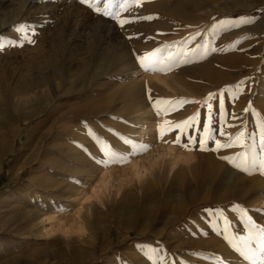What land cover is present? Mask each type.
<instances>
[{"label": "rangeland", "instance_id": "374dc122", "mask_svg": "<svg viewBox=\"0 0 264 264\" xmlns=\"http://www.w3.org/2000/svg\"><path fill=\"white\" fill-rule=\"evenodd\" d=\"M261 9H264V0H146L125 15L155 14L158 18L135 21L121 29L78 0H0V42L16 39L18 24L36 28L34 44L6 45L0 50V104L7 106L12 115V129H19L20 134L9 138L8 146L14 147L11 152L7 147L0 157V194L11 196L8 202L0 199V264H76L72 254L85 252L81 264H151L137 245L163 247L176 264H216L214 259L204 257L217 256L224 264H245L224 239L223 221L209 216L208 221L201 222L198 217L203 211L208 214L206 209L223 207L232 231L241 232L239 213L231 207L235 203L248 209L257 223L264 224V202H252L264 185V176L240 173L218 158L233 154L237 148L214 153L185 151L158 143L156 125L164 118L155 116L147 95L202 100L208 92L235 85L243 79L239 97L235 101L226 99L229 113L235 112L240 117L232 121L229 116V123L237 127L226 131L233 135L240 127L246 129V135L255 131L256 117L244 113L243 109L251 102L252 108L264 117ZM241 16L256 20L219 34L215 42L218 48L226 47L238 36L249 37L241 41L237 50L210 53L202 61L167 73L144 72L134 63L133 51L143 53L165 42L186 40L198 30L207 32L213 23L212 17ZM158 32L166 34L158 35ZM130 35L132 39H128ZM196 42L202 43L199 37ZM39 82L42 91L54 88L53 96H48L53 107L41 103L40 113L36 115L29 102L27 112L31 117L25 122L19 118L20 101L40 96L36 87ZM48 98L44 96L45 101ZM197 110L202 118L207 111L200 104H186L168 119L181 120ZM45 123L60 131L52 128L40 149L37 143L26 152L29 162L23 170L11 175L9 167L21 141H27L30 131L46 126ZM85 123L114 146L120 144L114 134L119 133L152 144V150L130 165L98 169L81 147L96 153ZM209 147H214V142L210 141ZM134 162L142 172L139 179L133 170ZM198 163H208L212 173L202 192L193 185L195 174L191 171L193 166L200 167ZM74 179L89 184V203L85 204L84 189ZM104 183H108L107 190L111 193L105 191ZM182 183H190L196 187L192 188L197 190L196 195L204 194L210 201L208 207L191 206L182 218L169 223L176 205L171 198L184 194L190 199L187 192L181 193ZM240 185L249 191L236 196L234 191ZM121 193L128 195L118 210ZM97 196L112 203L113 217L108 219L114 223L101 232L90 224L95 216ZM46 201L52 209L44 219L63 215L70 219L79 214L80 225H71L68 235L57 230L58 223L54 220L44 222L41 229L32 213L36 208L40 214L48 212ZM54 205L74 207L70 212H59L53 210ZM117 212L119 217L114 219ZM214 220L220 226L219 232L213 228Z\"/></svg>", "mask_w": 264, "mask_h": 264}, {"label": "snow or ice", "instance_id": "6c2138e0", "mask_svg": "<svg viewBox=\"0 0 264 264\" xmlns=\"http://www.w3.org/2000/svg\"><path fill=\"white\" fill-rule=\"evenodd\" d=\"M81 5L86 6L91 12L108 18L121 29L125 25L135 21H152L158 16L152 15H125L131 13L134 8H139L146 0H78ZM261 19H264V9H261ZM213 23L207 32L195 31L186 40L165 42L152 48L149 51L139 53L133 51L134 63L144 72L167 73L178 69L183 65H189L206 59L210 53L223 52L225 50H237L243 39L249 37H236L226 47H216V37L228 32L230 29L239 28L241 25L253 24L256 20L252 16H241L236 19L212 17ZM47 23V21H45ZM185 27H190L185 25ZM18 34L16 39H9L0 42V50L5 46H23L24 43L34 44L33 37L36 35V28L30 24H18L15 27ZM158 35L166 33L158 32ZM199 37L201 42H196ZM132 39V36H128ZM146 39H153L147 37ZM195 42L194 46L193 43ZM243 51V49H239ZM244 80L241 79L235 85H225L216 91H210L202 100H190L184 97L164 98L147 95V101L151 104L156 117H163L156 125V141L163 145H172L185 151L199 150L219 153L222 149L237 148L231 155H220L218 158L238 172L249 176L259 174L264 176V117L251 106L243 109L244 113L256 117L255 131L246 135V129L240 127L234 135L226 131V128L237 127L229 123V116L232 121L240 120L235 112L229 113L226 108V99L235 101L243 91ZM151 93V89H147ZM215 102V103H214ZM186 104H200L206 108L204 117L197 110L193 114L181 120L168 119L170 114L177 112ZM83 123V122H82ZM87 135L91 137L96 153L93 154L86 147L82 149L89 155L98 169H108L112 166L124 167L130 165L134 159L143 157L151 152L153 145L133 139L131 137L114 133L120 141L119 146H114L105 138L98 135L92 128L84 124ZM202 126V128H201ZM113 132L112 129H109ZM224 137L221 140L217 138ZM171 135L172 139H167ZM214 142V147H209V142ZM73 182L84 189L85 204L91 200L89 184L79 179ZM74 205H54L53 210L59 212H70ZM232 210L239 213V222L243 225L241 232H233L231 224L220 208L206 209L210 217L223 221V236L228 244L239 254L245 264H264V224L257 223L248 209L239 204H232ZM213 228L217 232L220 226L213 221ZM143 251L144 256L151 264H176L163 247L137 245ZM214 259L216 264H224L220 257H204ZM183 264V262H181Z\"/></svg>", "mask_w": 264, "mask_h": 264}, {"label": "bare ground", "instance_id": "6f19581e", "mask_svg": "<svg viewBox=\"0 0 264 264\" xmlns=\"http://www.w3.org/2000/svg\"><path fill=\"white\" fill-rule=\"evenodd\" d=\"M61 59V58H60ZM205 70H209V68H205ZM59 73V72H58ZM3 76V75H2ZM2 81L3 78H2ZM18 82V81H17ZM1 83V82H0ZM15 84V83H14ZM48 84V83H47ZM2 85V83H1ZM0 85V86H1ZM4 86V85H3ZM42 85L39 84L37 85L36 83V87L39 89V94L40 96L36 95L34 96V98H31L29 100H23L20 101V105H19V118L23 121H27L30 119L29 117V111L28 109V105H31L35 111V114H39L40 113V104L43 103L44 105H50L52 106V104L50 103V100L48 98V96H53V91L52 89L54 88H50L49 90H41ZM50 87V86H49ZM34 88V87H33ZM66 88V87H65ZM64 88V89H65ZM13 90V89H12ZM25 94V93H24ZM37 94V93H36ZM52 94V95H49ZM44 96L47 97L48 99L45 101L44 100ZM39 97H43V100H41ZM12 99V98H11ZM25 99V98H24ZM28 99V98H26ZM46 99V98H45ZM19 102V101H18ZM17 102V103H18ZM30 102V103H29ZM29 103V104H28ZM28 104V105H27ZM53 107V106H52ZM31 109V107H30ZM28 111V112H27ZM31 115V114H30ZM33 115V114H32ZM35 116V115H34ZM11 119H12V115L9 111V109L7 108L6 105H2L0 104V157H3V152L5 151V149L8 147H10V152L12 151L14 145L12 144L11 146L9 145V138H15L17 137L19 134V129L13 130L12 129V123H11ZM50 122V121H48ZM60 122V121H59ZM46 124V123H45ZM51 124V123H50ZM45 128V129H44ZM52 128L54 130H59L58 127H54V126H49V123L46 124V126L43 127H37L34 128L33 130L30 131V135L28 136V140L27 141H21V144L19 146V148H17L16 154L14 155L13 161L9 167V173L11 175H15L18 172H20L21 170H23V167L26 166L29 162V156H27L26 152L31 149L33 146L35 147V145L38 143L37 145V149H40V147L42 146L43 141L46 139L47 136H50L52 133ZM15 129V128H14ZM141 130V129H140ZM60 131V130H59ZM146 131V130H145ZM147 132V131H146ZM31 151V150H30ZM33 155V153H31ZM175 154V153H174ZM172 156V155H171ZM180 157V154H179ZM5 158V157H4ZM190 160V159H189ZM180 161V160H178ZM176 160V163H179ZM186 162V161H185ZM139 163V162H138ZM175 163V164H176ZM173 164V163H172ZM174 164V165H175ZM208 163H198V166H193L191 167V171L195 174L194 176V180L195 182L193 183L194 186L197 187L198 190H200L202 187L204 188V186H206L205 182L206 180H208L211 177V169L209 168V166L207 165ZM30 165V164H29ZM140 166L137 164V162L133 163V170H135V176L139 179L141 176V171L139 170ZM198 168V169H197ZM40 172V171H38ZM94 171H91V174H93ZM33 173V172H32ZM40 175V174H39ZM38 175V176H39ZM31 176V175H30ZM88 176V175H87ZM92 176V175H91ZM32 177V176H31ZM41 177V176H39ZM42 178V177H41ZM31 179V178H30ZM35 180V179H34ZM38 181V180H36ZM40 181V180H39ZM200 181V182H199ZM42 182V180H41ZM38 183V182H37ZM202 183V185H201ZM253 183V182H252ZM36 184V183H35ZM183 184V183H182ZM103 185V184H102ZM108 183H104V189L105 191L108 189L107 186ZM145 185H143L144 187ZM192 186L190 183H184L183 186L181 187V193L182 190H184V192H187L190 195V199H186L184 197V194H177L178 196L176 197H170L171 201L176 202L175 205V211L172 213V216L169 221V223H172L174 221L179 220L180 218H182L189 210V208L195 204H202L203 206L208 207L209 204V198L207 196H205L204 194L202 195H196V191H192L193 189H195L196 187ZM44 187V186H43ZM207 187V186H206ZM193 188V189H192ZM206 190H208V188H205ZM204 189H201L200 191L202 192ZM108 192H110L109 190H107ZM180 191V190H179ZM178 191V192H179ZM248 188L246 186L240 185L239 187L237 186V189L234 191V195L238 196L240 194H246L248 192ZM123 192V191H122ZM177 192V193H178ZM107 193V192H106ZM111 193V192H110ZM204 193V192H203ZM106 195V194H104ZM127 195L126 193H121L118 197V210L120 208H122L127 200ZM9 196V197H8ZM75 196V195H74ZM108 196V195H107ZM110 196V194H109ZM108 196V197H109ZM95 197V196H94ZM106 197V196H105ZM11 196L10 195H3L0 194V199H5L7 202L9 201L8 199H10ZM109 198H107L108 200ZM253 201L252 202H264V185L258 189V191L255 193V197L252 198ZM96 206L94 207V212H95V216L94 219L91 220L90 224L92 225V228H95L98 231H103V229H105L107 226L109 227V225H111L110 223H114V221L109 220L108 218L113 217L112 216V212L110 210L111 204H108L106 202V200H102L100 196L96 197ZM217 200V199H216ZM2 201V200H1ZM73 201V200H72ZM39 201L36 200L34 203H38ZM43 202V201H42ZM1 203V202H0ZM3 203V201H2ZM46 203H48V212L40 214L39 210L34 209L33 210V218L36 222V224L42 229V225L44 222L49 221V220H54L55 222L58 223V227L57 230L60 229L61 233L63 235H68L70 234V230L72 228L71 225H80V219H79V214H74L72 216V218L68 219L67 216L63 215L60 216L59 218H53L51 219V217L49 219H44L45 216H47L50 212L52 207L50 206L49 201H46ZM4 204V203H3ZM173 204V203H172ZM220 204V203H219ZM90 205V204H89ZM134 205V204H133ZM46 206V205H45ZM83 206V205H82ZM174 207V206H173ZM220 209L223 210V207H219ZM81 209V207H80ZM88 209H90L88 207ZM173 209V208H172ZM86 210V209H85ZM98 210V211H97ZM79 211V209H78ZM79 213V212H78ZM166 213V212H165ZM170 215V214H169ZM119 214L118 212L115 213L114 215V219H118ZM168 217V216H167ZM32 218V219H33ZM30 219V218H29ZM209 219V215L203 211V213L200 214V216L198 217V220L201 222H206ZM53 221V222H54ZM118 221V220H117ZM123 221V220H122ZM52 223V221H50ZM68 222H70V224L68 225ZM116 222V221H115ZM34 224V223H33ZM49 225V224H48ZM169 225V224H168ZM46 226V225H45ZM32 228V227H30ZM59 228V229H58ZM35 229V228H34ZM30 230V229H29ZM32 231V230H31ZM108 231V230H107ZM72 252V251H71ZM86 255V252L83 254H78L76 255L75 253L72 254V258L75 260L76 264H81V260L83 259V257ZM71 258V259H72ZM83 262V261H82ZM83 264V263H82Z\"/></svg>", "mask_w": 264, "mask_h": 264}]
</instances>
